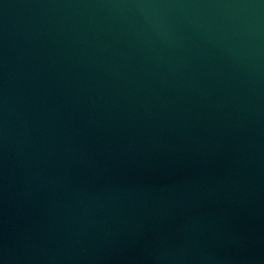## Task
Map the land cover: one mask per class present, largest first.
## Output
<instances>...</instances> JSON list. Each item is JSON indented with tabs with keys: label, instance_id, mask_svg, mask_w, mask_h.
<instances>
[{
	"label": "water",
	"instance_id": "obj_1",
	"mask_svg": "<svg viewBox=\"0 0 264 264\" xmlns=\"http://www.w3.org/2000/svg\"><path fill=\"white\" fill-rule=\"evenodd\" d=\"M0 264H264V0H0Z\"/></svg>",
	"mask_w": 264,
	"mask_h": 264
}]
</instances>
